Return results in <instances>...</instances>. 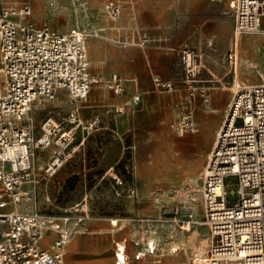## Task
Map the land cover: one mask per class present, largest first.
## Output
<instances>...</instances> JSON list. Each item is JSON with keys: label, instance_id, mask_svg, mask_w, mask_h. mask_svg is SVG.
Wrapping results in <instances>:
<instances>
[{"label": "rangeland", "instance_id": "obj_1", "mask_svg": "<svg viewBox=\"0 0 264 264\" xmlns=\"http://www.w3.org/2000/svg\"><path fill=\"white\" fill-rule=\"evenodd\" d=\"M23 1L32 4L38 24L86 31L90 70L97 82L78 104L83 120L97 122L91 132L78 127L75 145L85 138L84 143L51 177L43 168L52 147L35 150L32 177L24 184L30 194L21 207L59 212L86 192L92 197L90 217L70 243L64 264H113L112 240L123 234L132 238L147 222L166 240L176 226L172 244L180 248L166 260L188 256L202 264L210 243L208 227L192 225L187 231L181 225L191 207L198 219L203 215L200 176L230 99L234 74L225 55L233 40L234 17L229 0H118L117 19L105 8L108 0L0 3ZM237 43L236 78L246 84L263 82L264 34H244ZM184 47L203 56L192 104L193 84L180 59ZM114 71L135 78L127 80L119 94L108 87ZM72 106L67 90H61L54 99L34 103L26 121L39 136L47 117L66 124ZM189 110L193 125L181 135L174 123ZM111 167L123 179L120 195L119 184L111 170L107 172ZM130 188L135 196L129 195ZM182 239L186 247L177 243ZM169 242L165 241L166 252ZM156 259L151 256L135 264H158Z\"/></svg>", "mask_w": 264, "mask_h": 264}, {"label": "built area", "instance_id": "obj_2", "mask_svg": "<svg viewBox=\"0 0 264 264\" xmlns=\"http://www.w3.org/2000/svg\"><path fill=\"white\" fill-rule=\"evenodd\" d=\"M229 4L234 17L233 40L225 55L229 72L234 74L230 99L200 176L203 215L198 219L197 212L189 208L181 228L208 227L210 243L202 264H264V82L246 84L236 78L237 37L264 34V0H230ZM105 8L113 19L120 16L118 0H108ZM180 59L193 84L192 104L199 54L184 47ZM126 81L114 71L108 87L119 94ZM96 82L84 29L61 31L48 23L38 24L28 1L0 3V264H62L69 244L90 217L92 197L87 192L59 212L26 210L21 204L30 194L24 184L32 177L35 150L52 147L43 168L45 176L51 177L84 143L85 138L75 145L78 127L91 132L97 119L83 120L78 101L87 97ZM60 90H67L73 103L67 123L47 117L42 134L36 136L24 123L32 105L54 99ZM191 113L174 123L181 135L193 125ZM110 170L120 195L123 179L113 167ZM129 192L134 195L136 190ZM175 229L166 240L155 225L145 223L132 238L125 235L114 241V264H131L148 256H156L161 263L166 253L177 255L180 247L172 244ZM165 241H171L167 252ZM194 263L188 256L175 261Z\"/></svg>", "mask_w": 264, "mask_h": 264}, {"label": "crops", "instance_id": "obj_3", "mask_svg": "<svg viewBox=\"0 0 264 264\" xmlns=\"http://www.w3.org/2000/svg\"><path fill=\"white\" fill-rule=\"evenodd\" d=\"M229 2H230V0H229ZM216 7H217V5H216ZM229 7H230V4H229ZM224 11H226V9L224 10ZM230 11H231V8H230ZM222 19H224V16H222L221 17V20ZM232 25H233V23H232ZM219 26V25H218ZM234 26V25H233ZM201 52H202V54H204L203 53V51L202 50H200ZM199 55H201V54H199ZM201 59H203V56L201 55ZM127 80H135V78H133V77H131V78H128L127 77ZM61 91V90H60ZM61 96V95H60ZM229 102V101H228ZM221 126V125H220ZM219 129V128H218ZM125 235H127V234H123V235H121L120 237H116V238H114L113 240H112V243H111V245H110V247H111V253L113 254L114 252H113V245H114V241H116V240H118V239H120V238H122L123 236H125ZM128 236V235H127ZM129 237V236H128ZM69 246H70V244H69ZM69 246H68V249H67V251H66V254H67V252H68V250H69ZM130 250L132 251L133 250V246H132V244L130 243ZM66 254H65V257H66ZM166 256H172V255H169V254H165L163 257H162V261H161V263H158V260L156 259V263H158V264H175V261L177 260V259H179V258H172V259H169V260H166ZM65 257H64V259H65ZM149 257H151V256H148V257H146V258H144V259H142V260H138V261H136V260H133L132 261V263L131 264H135V263H139V262H142V261H144V260H146L147 258H149ZM153 257H156V256H153ZM181 258V257H180ZM112 263L114 264V256H112Z\"/></svg>", "mask_w": 264, "mask_h": 264}, {"label": "bare ground", "instance_id": "obj_4", "mask_svg": "<svg viewBox=\"0 0 264 264\" xmlns=\"http://www.w3.org/2000/svg\"><path fill=\"white\" fill-rule=\"evenodd\" d=\"M242 36V35H241ZM239 48V47H238ZM200 56V55H199ZM201 58V57H200ZM238 73V72H237ZM264 82V81H263ZM168 85L169 86H171L172 85V83H168ZM93 86V85H92ZM71 101H72V99H71ZM31 109H33L32 107H31ZM31 119V116H30V113H28V115H27V117H26V120H30ZM25 120V122L24 123H26V125H29L30 123L29 122H27ZM134 196H135V194H134ZM185 229H187V231H190L191 230V227H188V228H185ZM183 241H181V242H177L178 244H180V246H182V247H186V243L184 242V239H182ZM188 249V248H187ZM65 260V259H64ZM62 264H64V261H63V263Z\"/></svg>", "mask_w": 264, "mask_h": 264}]
</instances>
